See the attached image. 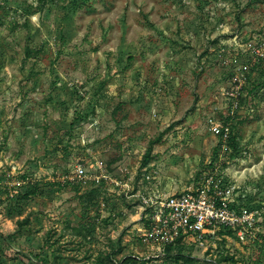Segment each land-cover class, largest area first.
Returning <instances> with one entry per match:
<instances>
[{
    "label": "rangeland",
    "instance_id": "rangeland-1",
    "mask_svg": "<svg viewBox=\"0 0 264 264\" xmlns=\"http://www.w3.org/2000/svg\"><path fill=\"white\" fill-rule=\"evenodd\" d=\"M211 176L264 208V0H0V264H264V213L144 242L139 194Z\"/></svg>",
    "mask_w": 264,
    "mask_h": 264
},
{
    "label": "built area",
    "instance_id": "built-area-1",
    "mask_svg": "<svg viewBox=\"0 0 264 264\" xmlns=\"http://www.w3.org/2000/svg\"><path fill=\"white\" fill-rule=\"evenodd\" d=\"M212 131L222 137L223 148L227 150L231 126L215 123ZM75 172L80 178L87 176L82 166H78ZM220 179L216 181L211 176L195 189L187 187L170 191L161 188L139 194L143 215L148 222L142 233L144 242L158 245V249L164 251L178 242L208 247L221 231L235 233L243 242L254 237L263 220L264 208H248L246 198L251 196L237 183H223Z\"/></svg>",
    "mask_w": 264,
    "mask_h": 264
},
{
    "label": "trees",
    "instance_id": "trees-1",
    "mask_svg": "<svg viewBox=\"0 0 264 264\" xmlns=\"http://www.w3.org/2000/svg\"><path fill=\"white\" fill-rule=\"evenodd\" d=\"M28 54H29V51H28ZM227 144H228V147L229 148H231V146H233V147H235L238 143L236 142V137H235V135H233V133H231V136L229 137V139H228V141H227ZM149 155H150V150H149V152H147V154H146V156H145V159H144V163L143 164H145V163H147V160H148V158L147 157H149ZM24 196H26V197H28L29 196V193H25L24 194ZM178 243H180V242H178ZM177 243V244H178ZM176 245V244H175ZM174 245H169L167 248H170V247H173Z\"/></svg>",
    "mask_w": 264,
    "mask_h": 264
}]
</instances>
